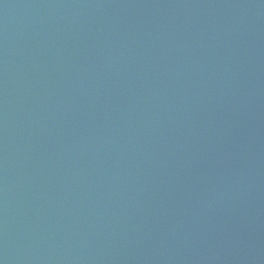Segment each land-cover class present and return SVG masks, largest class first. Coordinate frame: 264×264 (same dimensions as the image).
<instances>
[{
  "label": "water",
  "instance_id": "obj_1",
  "mask_svg": "<svg viewBox=\"0 0 264 264\" xmlns=\"http://www.w3.org/2000/svg\"><path fill=\"white\" fill-rule=\"evenodd\" d=\"M0 264H264V0H0Z\"/></svg>",
  "mask_w": 264,
  "mask_h": 264
}]
</instances>
